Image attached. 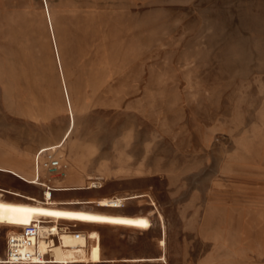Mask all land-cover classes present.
<instances>
[{
  "label": "rangeland",
  "instance_id": "1",
  "mask_svg": "<svg viewBox=\"0 0 264 264\" xmlns=\"http://www.w3.org/2000/svg\"><path fill=\"white\" fill-rule=\"evenodd\" d=\"M1 146L0 264L37 221L55 264H264V0H0Z\"/></svg>",
  "mask_w": 264,
  "mask_h": 264
},
{
  "label": "built area",
  "instance_id": "2",
  "mask_svg": "<svg viewBox=\"0 0 264 264\" xmlns=\"http://www.w3.org/2000/svg\"><path fill=\"white\" fill-rule=\"evenodd\" d=\"M60 146L44 147L35 153V169L39 186L43 189V197L46 200L51 198L52 193L59 189L58 185L63 181L69 171V164L60 155ZM49 224H56L62 227V223L57 221ZM75 233L79 228L75 225L69 226ZM41 222H34L32 225L25 226L19 230L10 231L7 236V246L4 253L3 264H55L51 253L55 244L60 242L58 231L55 233L53 227L47 234V250L42 252L40 249Z\"/></svg>",
  "mask_w": 264,
  "mask_h": 264
},
{
  "label": "crops",
  "instance_id": "3",
  "mask_svg": "<svg viewBox=\"0 0 264 264\" xmlns=\"http://www.w3.org/2000/svg\"><path fill=\"white\" fill-rule=\"evenodd\" d=\"M67 112V111H66ZM29 114L33 117L34 115H35V117H36V113H34L33 111H31V112H29ZM68 114V113H67ZM69 116V115H68ZM75 118H76V116H75ZM69 122H70V117H69ZM76 125H77V121H76ZM69 126V125H68ZM67 129H68V127H67ZM67 129H66V131H67ZM76 129V128H75ZM66 131H65V133H66ZM75 132V131H74ZM64 133V134H65ZM63 134V135H64ZM44 142H51V140H44ZM41 148H44L43 146L42 147H40V148H38L37 150H36V152L39 150V149H41ZM61 151V150H60ZM35 152V153H36ZM0 155H7L8 157H10V159H12L13 161L14 160H17V162H19V161H22L23 160V158L22 157H20V155L19 154H17V152H16V150H13V149H8V148H6V147H4V146H1L0 147ZM34 157H35V154H34ZM63 158V157H62ZM66 161V160H65ZM67 163H68V161H66ZM69 164V163H68ZM229 168H230V166H228ZM241 171H243V169H242V166L241 165H239V164H237L236 165V173H239V172H241ZM0 173H2L1 171H0ZM25 183H27L28 184V182H26L25 181ZM0 188H13V189H20V188H17V187H15V186H3V185H1V183H0ZM91 196H98L99 194L98 193H92V194H90ZM207 205L205 206V211H206V209L208 208V210H209V214H212V213H214V212H218L219 210H221V206H220V203L219 202H215V203H213V202H211V201H209V202H207L206 203ZM214 209V210H213ZM235 209H237V211H236V215H235V218L236 219H241L242 221H244V220H248V219H256V218H258V215H259V211L258 210H254V208H252L251 210L248 208V207H244V206H242V207H240V208H238V207H226V213H227V215H226V217L228 216V214H233L232 212H234V210ZM206 213V212H205ZM234 218V215H231V216H229V218ZM100 229H103V228H100ZM160 236H161V231H160ZM159 236V237H160ZM167 249H168V244H167ZM167 249H166V251H163V250H161V249H159L160 250V252H161V254L159 255V256H154V257H150V256H134V257H131V258H129V257H123V258H120V259H118V258H116L115 257V255H114V253H112L113 255H110V256H108L109 258H115V259H118L117 261H114V262H107V264H115L116 262H124V263H128V262H126V261H123L122 259H132V258H158V257H160L161 255H163V254H166V257H167ZM144 262H152V261H141V262H131V263H144ZM153 262H162V263H167L168 262V260H166V261H159V260H157V261H153Z\"/></svg>",
  "mask_w": 264,
  "mask_h": 264
},
{
  "label": "bare ground",
  "instance_id": "4",
  "mask_svg": "<svg viewBox=\"0 0 264 264\" xmlns=\"http://www.w3.org/2000/svg\"><path fill=\"white\" fill-rule=\"evenodd\" d=\"M3 263H4V260H3V262L1 264H3Z\"/></svg>",
  "mask_w": 264,
  "mask_h": 264
}]
</instances>
